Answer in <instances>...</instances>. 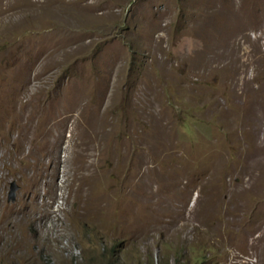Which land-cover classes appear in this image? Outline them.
<instances>
[{
  "label": "rangeland",
  "instance_id": "1",
  "mask_svg": "<svg viewBox=\"0 0 264 264\" xmlns=\"http://www.w3.org/2000/svg\"><path fill=\"white\" fill-rule=\"evenodd\" d=\"M0 264H264V0H0Z\"/></svg>",
  "mask_w": 264,
  "mask_h": 264
},
{
  "label": "water",
  "instance_id": "2",
  "mask_svg": "<svg viewBox=\"0 0 264 264\" xmlns=\"http://www.w3.org/2000/svg\"><path fill=\"white\" fill-rule=\"evenodd\" d=\"M19 185L14 181L11 180L9 182V187L7 190V200H14L16 197V190L18 189Z\"/></svg>",
  "mask_w": 264,
  "mask_h": 264
}]
</instances>
